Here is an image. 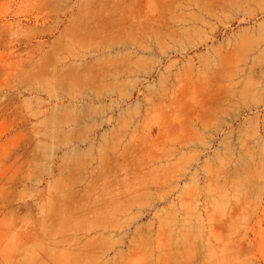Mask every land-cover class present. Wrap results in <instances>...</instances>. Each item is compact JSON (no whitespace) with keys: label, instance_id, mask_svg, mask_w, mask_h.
I'll return each instance as SVG.
<instances>
[{"label":"rangeland","instance_id":"rangeland-1","mask_svg":"<svg viewBox=\"0 0 264 264\" xmlns=\"http://www.w3.org/2000/svg\"><path fill=\"white\" fill-rule=\"evenodd\" d=\"M0 264H264V0H0Z\"/></svg>","mask_w":264,"mask_h":264}]
</instances>
